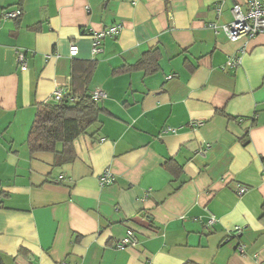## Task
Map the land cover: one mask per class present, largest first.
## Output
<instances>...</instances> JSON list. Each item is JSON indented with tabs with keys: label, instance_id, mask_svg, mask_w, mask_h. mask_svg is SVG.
<instances>
[{
	"label": "crops",
	"instance_id": "0c3cea01",
	"mask_svg": "<svg viewBox=\"0 0 264 264\" xmlns=\"http://www.w3.org/2000/svg\"><path fill=\"white\" fill-rule=\"evenodd\" d=\"M19 5L0 0L5 264H264V33L230 42L208 25L230 22L233 0ZM16 8L20 16L1 18ZM111 25L120 31L92 55L91 34ZM241 47V64L225 69ZM151 49L157 66L147 72L136 65ZM17 51L26 55L24 71ZM92 60L89 93L107 97L97 102L104 112L91 134L73 141L69 163L31 154L37 104L67 83L70 93L73 62ZM106 169L113 181L101 186ZM237 185L247 191L238 195ZM127 229L137 244L115 247Z\"/></svg>",
	"mask_w": 264,
	"mask_h": 264
},
{
	"label": "trees",
	"instance_id": "16d2710c",
	"mask_svg": "<svg viewBox=\"0 0 264 264\" xmlns=\"http://www.w3.org/2000/svg\"><path fill=\"white\" fill-rule=\"evenodd\" d=\"M22 2L23 0H18L19 6ZM157 58V51L151 49L142 56L136 66L142 65L147 72H152L156 69ZM94 67L93 60L73 62L71 92L58 103L49 101L37 104L26 140L31 154L51 152L54 154V165L57 166L73 161V141L79 135L91 134L99 116L104 112L89 93L88 82ZM0 264H5L1 253Z\"/></svg>",
	"mask_w": 264,
	"mask_h": 264
},
{
	"label": "built area",
	"instance_id": "2783aa9c",
	"mask_svg": "<svg viewBox=\"0 0 264 264\" xmlns=\"http://www.w3.org/2000/svg\"><path fill=\"white\" fill-rule=\"evenodd\" d=\"M216 12H220V7L216 8ZM232 19L230 22L222 25L208 24L215 33L222 31L228 41L236 42L240 38H252L258 34L264 33V0H233V5L230 9ZM22 11L19 8L14 10H4L1 13V18L12 19L20 16ZM120 31V25H111L105 29L91 34V53L96 55L103 50L102 42L106 37H112ZM246 48L241 47L237 53L230 56L224 64L225 69H235L241 64L242 54L245 53ZM70 56L77 54V46L71 44L69 47ZM16 63L19 65L20 70L24 71L27 69V58L24 52L17 51L15 56ZM69 90V83L63 87H56L50 97L44 102L58 103L65 96ZM91 98L95 102L101 101L107 97L106 93L99 88H95L91 93ZM195 127L202 124L201 121L192 122ZM193 125V126H194ZM174 127H165L162 129V133L175 132ZM99 184L101 186L109 185L113 181L112 173L106 169L103 171L99 178ZM237 194L242 195L247 191V187L244 185H237ZM209 225L215 223V217L209 213L208 222ZM233 233L236 237L242 233V227L236 226L233 229ZM137 244V237L131 229H127L125 235L115 245L119 249L133 247ZM242 250V246L238 247ZM62 264H67L63 262Z\"/></svg>",
	"mask_w": 264,
	"mask_h": 264
}]
</instances>
